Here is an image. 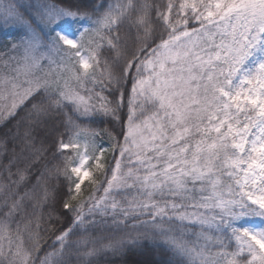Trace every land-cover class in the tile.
Here are the masks:
<instances>
[{
  "label": "snow or ice",
  "instance_id": "obj_1",
  "mask_svg": "<svg viewBox=\"0 0 264 264\" xmlns=\"http://www.w3.org/2000/svg\"><path fill=\"white\" fill-rule=\"evenodd\" d=\"M0 33V264H264V0H0Z\"/></svg>",
  "mask_w": 264,
  "mask_h": 264
},
{
  "label": "trees",
  "instance_id": "obj_2",
  "mask_svg": "<svg viewBox=\"0 0 264 264\" xmlns=\"http://www.w3.org/2000/svg\"><path fill=\"white\" fill-rule=\"evenodd\" d=\"M14 35V34H12ZM12 38L11 36H5L3 33H0V46H2V43L4 41H6L7 39ZM99 126V125H96ZM9 128H11V125L8 126ZM8 129L7 128H0V137H2L5 132H7ZM51 158V157H50ZM61 187L63 188L64 185V181H61ZM82 190L84 191V195L87 196L88 192L91 190V186L88 184V182L86 181L85 184L82 187ZM97 195H102V191L97 192ZM47 225L45 224V227ZM65 226H66V222H65ZM131 230V229H129ZM42 236L45 238V240L48 241V243H51V240L54 239V237H52V234L50 232H44L43 230L41 231ZM50 250V249H48ZM41 255H43V251L40 253ZM113 264H120V262L118 260L114 261Z\"/></svg>",
  "mask_w": 264,
  "mask_h": 264
},
{
  "label": "rangeland",
  "instance_id": "obj_3",
  "mask_svg": "<svg viewBox=\"0 0 264 264\" xmlns=\"http://www.w3.org/2000/svg\"><path fill=\"white\" fill-rule=\"evenodd\" d=\"M107 146V145H106ZM112 153H111V151H108L106 154H105V157H104V162H105V164H106V166H107V164H108V162H110L111 160H112ZM98 178V177H97ZM82 187H83V185H82ZM97 194V193H96Z\"/></svg>",
  "mask_w": 264,
  "mask_h": 264
}]
</instances>
